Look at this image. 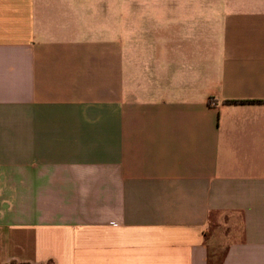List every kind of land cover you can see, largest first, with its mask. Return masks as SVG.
<instances>
[{"label":"crops","instance_id":"obj_1","mask_svg":"<svg viewBox=\"0 0 264 264\" xmlns=\"http://www.w3.org/2000/svg\"><path fill=\"white\" fill-rule=\"evenodd\" d=\"M0 264H264V0H0Z\"/></svg>","mask_w":264,"mask_h":264},{"label":"rangeland","instance_id":"obj_2","mask_svg":"<svg viewBox=\"0 0 264 264\" xmlns=\"http://www.w3.org/2000/svg\"><path fill=\"white\" fill-rule=\"evenodd\" d=\"M220 248V247H219ZM218 261V258L216 259Z\"/></svg>","mask_w":264,"mask_h":264}]
</instances>
